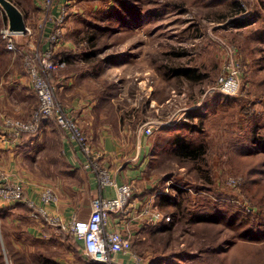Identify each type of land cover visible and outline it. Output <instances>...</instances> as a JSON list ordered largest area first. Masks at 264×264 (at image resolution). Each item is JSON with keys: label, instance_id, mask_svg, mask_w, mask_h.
<instances>
[{"label": "rangeland", "instance_id": "374dc122", "mask_svg": "<svg viewBox=\"0 0 264 264\" xmlns=\"http://www.w3.org/2000/svg\"><path fill=\"white\" fill-rule=\"evenodd\" d=\"M12 1L26 15L37 40L46 16L43 0ZM56 1L52 0V8ZM237 1L242 16L258 9L262 19L236 30L227 16L231 7L227 1L213 5L207 0H65L61 43L69 59L80 60L73 66L82 82L77 88L94 98L110 96L111 103H103L102 109L119 117L118 131L112 130L127 161L134 140L145 136L142 128L152 129L145 137L156 151L149 153L143 180L138 181L140 187L147 183L152 188L143 199L136 194L134 198L139 209L147 202L155 204L171 221L168 225L138 221L132 252L142 264H264V0ZM4 16L0 8V29ZM14 38L19 44L30 39ZM8 52L0 36V82L9 88L12 76L21 72L30 84L21 58ZM228 64L238 71L240 89L235 96L222 97L215 90L216 79ZM185 69L197 79L182 72ZM30 90L35 100L28 97L33 102L28 116L5 119L25 120L31 115L37 100L31 86ZM204 103H212L207 111ZM196 108L204 129L180 132L206 143L203 162L183 161L168 146H156L155 135L162 126H172L178 115L177 122L184 120L186 111ZM39 135L16 172H0L30 191L46 185L58 195L60 191L76 198L73 210L83 219V203L90 201V195L70 190L72 184H83L84 177L66 171L61 156L65 134L50 120ZM252 135L261 142L247 140ZM88 137L98 147L101 166L112 174L115 169L101 144ZM237 152L250 155L241 157ZM130 184L135 192L134 181ZM195 216L204 219L193 221ZM36 220L23 204L0 202V264H90L68 236Z\"/></svg>", "mask_w": 264, "mask_h": 264}, {"label": "built area", "instance_id": "2783aa9c", "mask_svg": "<svg viewBox=\"0 0 264 264\" xmlns=\"http://www.w3.org/2000/svg\"><path fill=\"white\" fill-rule=\"evenodd\" d=\"M68 3L52 8V0H43L46 10L44 23L40 31L47 29V47L41 49L40 38L26 25L24 33H9L7 27L0 29V36L9 52L18 55L23 64L30 86L35 93L37 106L25 120L4 119L1 130L3 136L12 143L19 142L23 135H33L40 131L41 125L54 121L65 132V137L83 154L82 169L92 174L100 190L111 188L113 197L99 195L90 202V211L86 220H80L72 214L68 221L52 214L49 208L58 203L59 197L53 187L42 185L30 196L24 185L8 178L0 172V202L5 205L24 204L33 219H41L46 224L56 227L74 241L82 242V255L91 264H121L119 255H127L134 264H142V259L132 252L133 230L140 219L146 224L159 225L171 221L170 215L163 213L158 207L147 202L139 209L132 184H117L110 171L101 166V155L90 138L85 135L78 121L66 111L56 96V85L53 75L67 66L62 56L54 57L62 46ZM56 9V13L53 12ZM245 13L242 17H250ZM253 20L251 21V23ZM30 38L25 44H19L15 36ZM230 52V51H229ZM238 71L233 64H228L216 79L215 90L222 96H235L240 89ZM150 126L143 127V134L149 136Z\"/></svg>", "mask_w": 264, "mask_h": 264}, {"label": "crops", "instance_id": "0c3cea01", "mask_svg": "<svg viewBox=\"0 0 264 264\" xmlns=\"http://www.w3.org/2000/svg\"><path fill=\"white\" fill-rule=\"evenodd\" d=\"M25 21L26 25H28L29 21L27 19H25ZM49 28L50 27L48 23L47 29L39 35L41 41L39 46L42 48H46L48 45L46 42V35ZM8 53L13 55H11V57L20 59L18 55H14L11 52ZM76 59V57H71L68 60V65L53 75V81L56 85V96L73 113V117L77 119L83 131L88 136L93 138V141L101 144V147L105 152L104 156H106L108 160L110 159V165L115 169L111 174L112 179L117 184L134 181V194H136V198L142 197L143 199V196L147 195L152 188L150 184L141 183L140 185L145 186V188L140 187L138 183L140 179L143 180L141 176L146 172L148 163L147 159L149 157V145L147 144L146 137L143 136V138L141 135L137 136L133 143V150L131 153L132 156H130V159L127 161L126 156H123V154L120 153V142L117 141V136L112 130L114 128L116 131H118L117 129L120 125L119 117L117 116L113 118L112 115L110 117V115H108L102 109V106L105 107L106 105L103 103H111L110 96L102 95L100 98H94L91 97L88 92L87 94L79 93L77 87L80 86L82 82L79 79H76L77 71H74L73 68L74 64L77 65L80 61L79 59ZM7 66V64H4V69ZM9 85V88H5L0 82V171H5L7 173L12 171L16 172V169H19L20 165L18 166V163L22 162L24 156L28 155L29 150H32V148L38 143L42 136L40 134L41 136L39 135L36 138H21L20 141L16 143L10 142L3 136L1 126L5 117L24 118L28 116L26 114L29 112V108H32L31 105L33 103L29 101L28 97L31 96L35 100V97L30 90L28 80L25 75H22L21 72L20 74H16L15 72ZM148 110H150V112L154 111L152 109ZM180 116L178 115L174 121L180 119ZM44 131L46 134L49 130L45 127ZM140 133L142 134L143 131ZM61 141V153L63 154L61 156L63 157L62 159L64 160L66 167H68V170L66 171L75 172L84 177L83 184H72L70 190H76L79 192L83 190L84 196L90 195V201H85L83 203L85 207L82 214L83 219L79 218L80 220H86L90 211L91 199L99 195L113 197L114 191L111 188L100 190L94 176L92 174L86 173V171H84L81 167L84 160L83 154L72 144V142H69L64 135L63 137L61 135ZM122 159L126 160L122 161ZM143 188L145 189L142 191L141 189ZM26 191L30 196H33L34 191L36 190L30 191L29 189H26ZM58 197V203L49 209L52 214L59 216L65 221H68L70 216L75 214V210H73V208L75 207L74 200H76V198L71 199L64 194H61L60 191ZM3 206L9 205L3 204ZM56 230L60 231L57 228ZM36 238L40 237L37 236ZM46 239H48V236H46ZM71 243L75 244L82 258L85 259L82 255V242L71 240ZM118 260L121 264H134L131 258L127 255H119Z\"/></svg>", "mask_w": 264, "mask_h": 264}, {"label": "trees", "instance_id": "16d2710c", "mask_svg": "<svg viewBox=\"0 0 264 264\" xmlns=\"http://www.w3.org/2000/svg\"><path fill=\"white\" fill-rule=\"evenodd\" d=\"M9 1L12 2L20 10V7L16 3H14L12 0H9ZM201 1H203V0H201ZM207 1H210V2H205V3H212L213 5H215L216 3H224V2L227 1L228 4H230V6H231V7L228 6V8H229L228 10H230V11L228 12L227 16L232 17V19H230V20L232 21L231 23H233V26L236 28V30L237 29H241L244 26L248 25L253 19H257V18L258 19L259 18L262 19V15H261V13L259 12L258 9H257L258 11L257 10L253 11L250 14V17H246L245 19H243V18L241 19L240 16H242L241 14L243 13V9H242L241 5L239 4V2L237 0H225V1H223V0L222 1L221 0H207ZM63 3H66L65 0H63V1L57 0L55 2L54 6H55V8H57V6H59V5L63 4ZM53 12L56 13V9H53ZM22 14H23L24 18L26 19V15L24 13H22ZM132 17H133L132 18L133 22L136 21L137 14H136L135 11H134V14H133ZM6 21H7L6 17L4 16L3 26H6ZM4 45H5V42H4ZM41 49H44V48L41 47ZM67 53L68 52H67L66 48L61 46L55 52L54 57L58 58V57L62 56L63 59L67 62V60H69ZM182 72H184L185 74H189L194 79H197V76L191 75V73H189V70L185 69ZM211 105H212V103H209V104L204 103L202 108H204L207 111L206 108L209 109V107ZM200 113L201 112H200L199 108H196V110H194V111L193 110L187 111L186 112V118H184V120H181L180 122L176 121V122L173 123L172 126H162V128L159 129L156 132V135H155L156 146L159 147V148H163L165 145L168 146V148H166V149H168L169 151H172V153L176 157H178L179 159H181L183 161L196 162V163H198L200 161L203 162L204 161L203 157L206 154V150H207L206 143L204 141L192 140L187 135L181 134V132H180L183 129H188L190 132L202 131V129H204L203 128V124H202L203 120H201V121H200V119L198 120V118L201 115ZM203 114L205 115V114H207V112H203ZM43 125H41V129L40 130H42ZM60 131H61L62 134H65V132L62 129H60ZM172 131H175V132L172 133ZM170 132L172 134H169ZM38 134H39V132H37V133H35L33 135H23L22 139H25V138H27V139L28 138H36L38 136ZM249 138H251V141H252L253 135L252 136H247V140ZM254 140L261 142L260 141L261 139L260 140L254 139ZM154 151H156L154 146L150 147V144H149L148 155H149V153H150V155H153ZM247 154H249V153L246 152L245 154H243L241 152H237V155H239L241 157H243V156H245ZM240 159L243 160L244 158H240ZM205 180L207 182H209L208 181L209 179H208L207 176H205ZM175 189L178 190L181 193L183 192L178 187H176ZM163 201L166 204L167 201L165 199ZM16 204H19V203H16ZM16 204H11L9 206L16 205ZM177 206L180 207V204L177 205ZM27 210L29 212L28 207H27ZM165 214H167V213H165ZM203 219H204L203 216H195L193 221H195V220L200 221V220H203ZM169 223L170 222L163 223V224L164 225H168ZM69 238H70V240H73L71 237H69ZM90 264H91V262H90Z\"/></svg>", "mask_w": 264, "mask_h": 264}, {"label": "water", "instance_id": "95a60500", "mask_svg": "<svg viewBox=\"0 0 264 264\" xmlns=\"http://www.w3.org/2000/svg\"><path fill=\"white\" fill-rule=\"evenodd\" d=\"M0 8L6 17L8 32L12 34L24 33L26 22L22 12L9 0H0Z\"/></svg>", "mask_w": 264, "mask_h": 264}]
</instances>
